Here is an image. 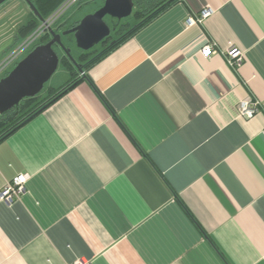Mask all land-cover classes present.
Returning a JSON list of instances; mask_svg holds the SVG:
<instances>
[{"label":"crops","instance_id":"0c3cea01","mask_svg":"<svg viewBox=\"0 0 264 264\" xmlns=\"http://www.w3.org/2000/svg\"><path fill=\"white\" fill-rule=\"evenodd\" d=\"M86 77L0 143V264H264V0H178Z\"/></svg>","mask_w":264,"mask_h":264},{"label":"trees","instance_id":"16d2710c","mask_svg":"<svg viewBox=\"0 0 264 264\" xmlns=\"http://www.w3.org/2000/svg\"><path fill=\"white\" fill-rule=\"evenodd\" d=\"M38 13L45 20L51 17L52 8L61 7L67 0H31ZM178 0H133L135 6L133 14L130 18L122 21H113L112 26L114 28V37H117L115 44L113 46H108L105 49H99L101 54L92 61H87L88 58L94 54L93 53H81L80 59H77L74 54V49L77 48L74 35H68L62 38V42L67 49H71V55L78 65L82 66L83 72H79L75 67L73 62L68 56L64 54L59 46L55 45L54 49L60 57L59 66L63 68L68 73V80L65 81L59 87H48L47 90H43L38 96L34 98H27L23 100L17 107L7 112L4 115H0V143L7 139L14 132L19 130L21 127L30 122L35 116L45 111L51 105H53L57 100L63 97L69 90L79 84L83 79H87V72L98 62L106 58L110 53L120 47L123 43L128 41L130 38L135 36L139 31L147 27L155 19L165 13L170 9ZM73 15L82 8V3L74 7ZM72 15V16H73ZM71 18V17H70ZM65 22L62 19H58L55 25L59 22L62 24L63 28H73L76 24L80 22L77 20L71 24L69 20ZM41 23L38 17L30 12L26 23L20 28L19 32L22 35L32 33ZM52 27V29L55 27ZM52 39L49 32H45L41 38L37 41L36 45L32 47L29 53L37 46L48 43ZM59 50V51H58ZM28 53V54H29ZM96 53V51H95ZM15 68V67H14ZM13 70V69H12ZM12 70L5 73L6 77ZM3 77V78H4Z\"/></svg>","mask_w":264,"mask_h":264},{"label":"water","instance_id":"95a60500","mask_svg":"<svg viewBox=\"0 0 264 264\" xmlns=\"http://www.w3.org/2000/svg\"><path fill=\"white\" fill-rule=\"evenodd\" d=\"M8 0H0V6ZM31 11L38 17L41 23L45 19L38 13L31 0H25ZM133 0H105L104 5L93 14L85 16L80 23L57 34L52 28L49 33L52 39L43 45L35 47L23 60L16 64L15 68L0 80V115H4L17 107L23 100L38 96L57 72L60 57L55 51L58 45L64 54L69 57L79 72L83 67L78 65L71 55V49H67L62 37L74 34L76 46L81 51H89L110 37L112 30L105 21L106 17L119 21L128 19L134 10ZM113 42L110 46H113Z\"/></svg>","mask_w":264,"mask_h":264},{"label":"rangeland","instance_id":"374dc122","mask_svg":"<svg viewBox=\"0 0 264 264\" xmlns=\"http://www.w3.org/2000/svg\"><path fill=\"white\" fill-rule=\"evenodd\" d=\"M103 1L104 0H86L82 3V8L74 15L73 10L75 8H72L67 11L61 19L65 22L71 17L68 23L71 24L89 14H93L94 11L99 10ZM61 7H53L52 10L50 9V11H52V15H54ZM30 11L31 9L25 0H8L0 6V64L12 55L25 41H27L31 35L35 34L41 28L42 23H39V26L32 33H30L29 36L28 34L22 35L21 32H19L20 28L26 23ZM29 51L6 72L14 69L16 64L28 55ZM81 53L82 51L78 48L74 49V54L77 59H80V56L82 55ZM6 72L0 74V80L4 77ZM68 78L69 76L67 71L59 66L57 72L46 84L44 90H47L48 87H59L67 81Z\"/></svg>","mask_w":264,"mask_h":264},{"label":"built area","instance_id":"2783aa9c","mask_svg":"<svg viewBox=\"0 0 264 264\" xmlns=\"http://www.w3.org/2000/svg\"><path fill=\"white\" fill-rule=\"evenodd\" d=\"M86 0H67L62 7L51 17L46 19L45 23H42L41 28L33 35H31L27 41H25L12 55H10L5 61L0 64V74L6 72L15 63L29 50L32 49L34 45H36L37 41L41 38V36L48 32L50 28H52L58 19H60L67 11L78 6L79 4L85 2ZM210 14V10L204 11L200 17H189L188 18V26H193L196 24L203 23L204 19L207 18ZM202 53L204 55H210L213 53V49L211 46H206L203 48ZM230 55V66L232 67H240L243 63V55L242 53L232 47L228 50ZM260 102L253 101L247 99L243 101L238 108L239 116L242 119L250 120L254 118L255 115L258 114L260 109ZM264 134V133H263ZM30 180V176L28 175H19L14 178L11 182L7 183L3 189L0 191V200L6 203H12L14 200L18 199L22 194L26 192L27 184ZM72 264H90L78 260Z\"/></svg>","mask_w":264,"mask_h":264},{"label":"flooded vegetation","instance_id":"af4514ba","mask_svg":"<svg viewBox=\"0 0 264 264\" xmlns=\"http://www.w3.org/2000/svg\"><path fill=\"white\" fill-rule=\"evenodd\" d=\"M104 2H105V0L103 1V4L99 7V9L104 5ZM30 12H32V11H30ZM96 11H94L93 13H95ZM84 18V17H83ZM83 18H81L80 19V21L83 19ZM112 20L113 21H119V20H117V19H112V18H110V17H106L105 18V21L107 22V24L110 26V28H111V30H112V33H111V35H110V37H108V38H106L104 41H102L99 45H97V46H95L93 49H91V50H89V51H86V52H84V51H82L83 53H93L94 52V54H92L89 58H88V60L87 61H92V60H94V59H96L100 54H101V51H102V49H105L106 47H108L111 43H113V42H115L116 40H117V37H114V35H113V33H114V28H113V26H112ZM120 22V21H119ZM80 23V22H79ZM78 23V24H79ZM78 24H76L74 27H76ZM73 27V28H74ZM70 29H72V28H63L62 27V24H60V22H59V24L58 25H55V27L53 28V30L57 33V34H63L65 31H67V30H70ZM71 35H74V34H71ZM65 36H63L62 38H64ZM58 46V45H57ZM60 48V47H59ZM102 48V49H101ZM99 49H101V51H99ZM95 51H96V53H95Z\"/></svg>","mask_w":264,"mask_h":264}]
</instances>
